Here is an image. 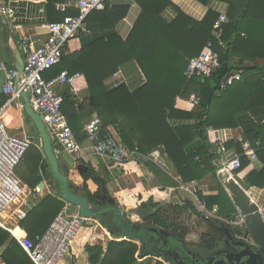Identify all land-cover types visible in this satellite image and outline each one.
Returning a JSON list of instances; mask_svg holds the SVG:
<instances>
[{"label": "trees", "instance_id": "trees-1", "mask_svg": "<svg viewBox=\"0 0 264 264\" xmlns=\"http://www.w3.org/2000/svg\"><path fill=\"white\" fill-rule=\"evenodd\" d=\"M63 1L48 0L49 13L60 15L54 20H62L65 15L71 14L56 10V4ZM135 1L140 4L142 11L126 39L121 38L115 31L95 38L93 33L82 34L81 50L68 53L64 56L65 64L57 70H51V74L45 77L49 79L67 70L71 75L79 73L85 79V100L77 99L67 87L64 92L63 112L76 134L90 116L96 113L101 119L102 127L113 126L130 150L148 156L163 148L183 182L204 179L210 173L216 172L215 160L223 152L220 145L209 140L207 129L210 126L235 127L239 114L264 106V64L245 65L247 60L264 58V7H261L264 0H258L257 5L256 0H237L240 7L243 5L240 16L225 26V45L219 46L216 43L215 46V51L221 59V69L205 79H188L185 70L189 60L198 56L207 43L214 39V24L219 14L210 10L203 20L198 21L184 13L172 0ZM199 1L206 3L208 0ZM127 6L111 8L109 1L104 10H94L87 22H90L94 15H99L113 25L125 16ZM169 6L175 7L178 12L171 22L162 17V11ZM248 25L252 29H246L245 26ZM243 33L245 36H241ZM235 57L239 59L238 62L234 61ZM131 60L139 64L146 82L136 90H131L126 82L110 86L107 80ZM233 70L243 71L244 80L220 88L221 82ZM74 85L80 88L78 81ZM192 93L199 97L198 107L193 110L176 107L178 96L188 100ZM171 118H185L192 123L173 127L169 122ZM245 137L264 163V123ZM198 138L202 141L201 147L196 152L189 153V145ZM78 139L83 140L84 136L78 134ZM257 141H260V145H257ZM242 143L230 142L225 145L226 148L237 149L241 156V169L249 164ZM20 165L29 168L25 182L31 181L40 165L45 177L52 182L55 180L47 159H43L41 152L34 145ZM98 176V172L89 166L82 174L83 186L70 184V190L77 194H82L83 191L85 195L96 196L102 190L92 194L87 181L93 179L97 182ZM250 178L253 184L264 185V168L259 173L252 171ZM30 183L32 188L36 187ZM55 183L59 188L60 183ZM58 192V197L63 198L60 191ZM224 195L226 194L218 198L222 208L224 203L220 197ZM58 197L50 195L40 200L39 208L37 207L32 215L40 216V219L53 218L65 205ZM150 205L153 211L143 220L150 224H161L177 238L185 239L189 218L196 212L192 204ZM33 234L29 231L31 238H34ZM203 240L209 243L208 246L211 245L206 235ZM2 248V257L7 264H34L12 234L0 226V249ZM87 250L92 264H135L139 246L134 241L111 242L104 259L105 252L101 246H89Z\"/></svg>", "mask_w": 264, "mask_h": 264}, {"label": "crops", "instance_id": "crops-1", "mask_svg": "<svg viewBox=\"0 0 264 264\" xmlns=\"http://www.w3.org/2000/svg\"><path fill=\"white\" fill-rule=\"evenodd\" d=\"M172 2L188 16L198 21L203 20L208 12L213 10L218 14L227 11L230 19L229 23H231L232 19L240 16L243 8V5L240 7L237 0H208L206 3L199 0H172ZM258 2L256 0L255 4L257 5ZM77 3L78 0H64L56 5L63 4L67 7V12L76 14ZM123 5H128V10L124 17L111 25L103 17L94 15L91 21L87 22L90 32L83 35H91L93 33L95 38L115 31L121 38L126 39L139 18L142 8L135 0L110 1L111 8L113 6L118 8ZM261 7H264V5ZM2 8L7 9V15L1 13ZM53 13L48 11V0H0V63L5 62L10 67L16 68L15 59L9 48L8 37L10 31L18 48L24 50L23 57H25V47L21 45V41L26 39L27 49L38 47L47 37V24L51 21H58L54 19L60 15ZM177 14V9L173 6H169L162 11V17L167 22L173 21ZM245 28L248 30L252 29L249 25L245 26ZM81 35L69 42L65 56L68 53L81 50ZM241 36H245V34L243 33ZM238 60V58H234L235 62H238ZM63 64H65V57L52 70H57ZM255 64L263 65L264 58L257 57L255 60H247L245 62V65L253 66ZM233 71L241 72V81L244 80L243 71ZM49 73L51 74V70L45 75L49 76ZM5 80V72L0 69V109L5 107L3 122L11 134L28 136L33 141L34 147L41 152L43 159H47L42 137L35 123L26 113L24 107L25 99L22 97L10 105H6L7 95L2 92ZM84 80L83 76L78 73L76 81L80 83V88H77L80 101L87 98V87ZM121 82H126L131 90H136L146 82V78L135 60L123 64L119 71L107 80L110 86ZM59 90L66 92L64 86H60ZM176 107L185 110L194 109V106L185 98L176 101ZM169 122L173 127L192 123L191 120L185 118H171ZM263 123L264 106L239 114L235 127L216 128L210 126L207 129L209 140L214 144L220 145L223 152L215 160L216 172L210 173L204 179L193 182H183L181 180L163 148L155 150L148 156H143L136 150L129 149L133 155L123 165L112 162L111 167H109L104 159L92 152L90 143L86 141L83 126L76 135L77 137L78 134L84 136V139L79 141L86 147L85 155L83 157H71L66 153L59 156L55 155L59 160L61 171L68 177L69 188L70 184L78 187L83 186L82 174L89 169V166L98 172V181L90 179L87 181V186L92 194L98 193L100 190L102 192L93 197L85 195L83 191L81 192L82 194L78 195L89 199V206L92 211L94 206L99 204L100 211L96 212V216L87 217L88 221L84 229L61 264H92L87 250L89 246H101L105 252L104 259L108 253L110 243L117 241H134L137 243L139 251L136 255L137 261L135 264H157L158 262L163 263L164 259H169L166 257V253L169 251H172L173 255H176L177 252L186 254L187 252L197 253L205 251L209 243H205L203 240L204 235L211 240V245L214 242L224 244L226 236L231 234L233 230L243 238L248 231L244 220L247 219L251 222L256 220L255 217H252V215L257 213L253 208V203L259 206L261 214L262 211L264 212V185L253 184L250 178L252 171L255 170L258 173L262 171L264 163L259 158L258 162H253L245 154L249 161L246 167L239 169L233 174L223 172L222 166L226 161H232L237 157L241 158L235 147L226 148L225 145L230 142L248 141L245 136L249 132L256 130ZM109 127H112L117 132L113 126ZM201 145L202 141L198 138L189 145V153L196 152ZM28 171L29 168L19 165L17 174L24 184V192L19 201L0 214V219L6 224H2L3 226L1 227L3 229L7 231L11 229L20 236L31 238L29 236L30 231L34 233V238L31 239H35L48 229L61 210L66 209L69 214H81V209L70 201L65 200L64 197H58L60 196L58 191H60L61 187L58 188L55 182L59 181L54 176V182L46 178L41 165L38 167L37 174L31 178V181L25 182V177L29 175ZM29 183L35 184L36 187L32 188ZM41 183L44 184L42 188H40ZM227 183L232 185L233 190ZM103 186L108 191L107 195L103 194ZM223 191L225 193H222ZM235 192L240 194L243 200H238L240 198L234 196ZM221 193L226 194L220 197L224 203L223 208L218 202L219 196L222 195ZM50 195L64 201L65 205L61 210L49 220L40 219V216L32 215L39 208L40 200ZM246 196L249 197L248 201ZM200 197L205 198V200ZM95 198L99 200V203L95 201ZM151 203L159 206L190 203L195 207L196 212L189 218V228L185 239L177 238L161 224H150L143 220L145 216L153 211ZM214 207H219V212L216 214L210 212ZM21 210L27 214L26 218L22 220L19 217ZM40 213L42 214L41 211ZM237 214L244 216L245 219L241 222L237 221ZM248 242H252L250 236L248 237ZM3 250V248L0 249V259L5 261L2 257Z\"/></svg>", "mask_w": 264, "mask_h": 264}, {"label": "built area", "instance_id": "built-area-1", "mask_svg": "<svg viewBox=\"0 0 264 264\" xmlns=\"http://www.w3.org/2000/svg\"><path fill=\"white\" fill-rule=\"evenodd\" d=\"M109 1L111 0H78L76 14H67L62 20L47 24V37L38 47L27 49V41L23 39L21 45L25 47L24 68L19 79L15 67H10L5 62L0 63V69L6 75L2 86V92L8 97L6 105L27 94L32 108L41 116L50 135L54 153L58 156L66 153L71 157H83L86 151V147L79 141L63 112L64 91L59 90L60 86L67 87L73 96L80 99L79 91L74 85L78 73L71 75L64 70L52 79H47L45 74L61 63L73 38L90 32L87 26L88 17L94 10L104 9ZM56 9L60 12L67 11V7L63 4L56 5ZM1 13L7 15L8 11L2 8ZM229 22L228 12H221L214 24V39L207 43L198 56L188 62L185 70L188 79H205L221 69V59L215 51V46L216 43L219 46L225 45L224 28ZM241 80V72L232 71L221 82L220 88H226ZM180 99L182 98L178 96L176 101ZM188 102L198 107L200 100L195 93H192ZM4 110L5 107L0 109V214L19 201L24 192V184L17 174V168L33 145V141L28 136H16L8 131L3 122ZM83 130L92 152L104 159L109 167L112 162L123 165L133 155L112 127H102L101 119L96 113L85 122ZM257 145H260V141ZM242 148L244 154L253 162H258L256 149L249 141H244ZM241 167V158L237 157L232 161H226L222 171L233 174ZM210 212L218 213L219 207H214ZM262 215L264 216L263 211ZM26 216V212L21 210L20 219ZM236 220L241 222L244 219L237 214ZM87 221L86 216L69 214L63 209L56 215L48 229L35 239L20 236L11 229L9 231L34 264H61L70 253ZM0 226L3 225L0 223ZM0 264L7 263L0 259ZM163 264L174 263L164 259Z\"/></svg>", "mask_w": 264, "mask_h": 264}, {"label": "water", "instance_id": "water-1", "mask_svg": "<svg viewBox=\"0 0 264 264\" xmlns=\"http://www.w3.org/2000/svg\"><path fill=\"white\" fill-rule=\"evenodd\" d=\"M9 33V48L15 59V66L19 73L17 79H19L24 68V50L18 48L11 31ZM23 98L26 101L24 106L26 113L31 117L42 137L48 163L54 178L61 184L60 192L64 199L80 207L81 215L86 217L96 216L100 211L99 200L95 198L98 205L94 206L92 211L87 197L78 195L70 190L68 177L61 171L59 160L53 151L50 135L46 131L41 116L32 108L28 95L24 94ZM227 185L232 188V185L228 183ZM42 187H44L43 183L40 184V188ZM107 193L106 187L103 186V194L107 195ZM234 196L239 197L240 199L238 200H243L237 192H235ZM248 199L249 197L246 196L247 201ZM253 208L257 211L256 215H252V217L256 218L254 222L245 219L243 216V219H245L244 224L248 228L243 238L233 230L231 234L226 236L224 244L214 242L212 245L206 246L205 251L197 253L187 252L183 254L177 252L176 255H173L172 251H169L166 253V257L174 264H264V216L256 203H253ZM249 236L252 239L251 243L248 242Z\"/></svg>", "mask_w": 264, "mask_h": 264}, {"label": "bare ground", "instance_id": "bare-ground-1", "mask_svg": "<svg viewBox=\"0 0 264 264\" xmlns=\"http://www.w3.org/2000/svg\"><path fill=\"white\" fill-rule=\"evenodd\" d=\"M8 222H9V221H8ZM0 223L6 225L1 219H0Z\"/></svg>", "mask_w": 264, "mask_h": 264}, {"label": "rangeland", "instance_id": "rangeland-1", "mask_svg": "<svg viewBox=\"0 0 264 264\" xmlns=\"http://www.w3.org/2000/svg\"><path fill=\"white\" fill-rule=\"evenodd\" d=\"M19 169V166H18V168H17V170Z\"/></svg>", "mask_w": 264, "mask_h": 264}, {"label": "flooded vegetation", "instance_id": "flooded-vegetation-1", "mask_svg": "<svg viewBox=\"0 0 264 264\" xmlns=\"http://www.w3.org/2000/svg\"><path fill=\"white\" fill-rule=\"evenodd\" d=\"M210 242H211V240H210ZM211 244V243H210Z\"/></svg>", "mask_w": 264, "mask_h": 264}]
</instances>
